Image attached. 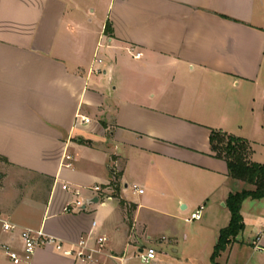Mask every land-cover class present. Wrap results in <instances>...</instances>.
<instances>
[{
	"label": "crops",
	"instance_id": "1",
	"mask_svg": "<svg viewBox=\"0 0 264 264\" xmlns=\"http://www.w3.org/2000/svg\"><path fill=\"white\" fill-rule=\"evenodd\" d=\"M213 131L264 165V0H0V264L25 229L105 236L102 264H213L229 196L253 190L213 156ZM98 186L112 199L65 213ZM241 214L218 264H264V198ZM19 264L78 263L45 247Z\"/></svg>",
	"mask_w": 264,
	"mask_h": 264
},
{
	"label": "trees",
	"instance_id": "2",
	"mask_svg": "<svg viewBox=\"0 0 264 264\" xmlns=\"http://www.w3.org/2000/svg\"><path fill=\"white\" fill-rule=\"evenodd\" d=\"M210 143L213 156L227 163L231 178L253 187V190L233 193L227 200L231 220L229 225L221 230L211 257L212 263L218 264L217 259L221 253L227 250L245 229L241 214L243 202L249 198L255 200L264 198V165L250 161L251 144L245 139L221 131H213Z\"/></svg>",
	"mask_w": 264,
	"mask_h": 264
},
{
	"label": "built area",
	"instance_id": "3",
	"mask_svg": "<svg viewBox=\"0 0 264 264\" xmlns=\"http://www.w3.org/2000/svg\"><path fill=\"white\" fill-rule=\"evenodd\" d=\"M119 1V0H115ZM137 58L140 57L138 53ZM102 60H98V63H101ZM80 124L89 123L90 120L81 115L78 116ZM70 159V157H66ZM64 189H68V185L63 186ZM133 189L139 193H143V190H140L137 186H134ZM97 194V198L103 199L102 203H105L108 200H111V196L101 195L104 192V189L100 186L94 187L93 189ZM87 204L85 200H76L74 203L68 205L65 208V213L73 214L83 210L84 205ZM203 207L197 210L191 215V218L188 221L200 220L202 217ZM3 222V228L6 231L15 230V226L6 222ZM21 241L23 244V255L21 256L16 250L11 247L4 245L3 250L5 254L11 259L14 264H19L22 261H31L35 253L42 248L51 247L57 253L62 254L65 257L74 259L78 264H102L99 263L98 256L102 254L108 239L105 236H88L81 239L78 243L72 245H66L62 240L57 237L47 234L44 230H32L25 229L20 233ZM260 241V238H257V242ZM256 249H260L258 245L255 246ZM139 257L143 260L144 263L154 262L157 258V251L154 248H147L142 252L138 253ZM110 258L115 260H124V256L116 257L115 255H109Z\"/></svg>",
	"mask_w": 264,
	"mask_h": 264
},
{
	"label": "rangeland",
	"instance_id": "4",
	"mask_svg": "<svg viewBox=\"0 0 264 264\" xmlns=\"http://www.w3.org/2000/svg\"><path fill=\"white\" fill-rule=\"evenodd\" d=\"M26 181H29L30 183H33V182L35 183L36 182L35 179H33L31 177H29V179L26 180ZM245 185L250 188V186L248 184L245 183ZM4 186H5V188L8 189V187L10 188V183L9 182H7V183L5 182ZM251 188H253V187H251ZM196 264H210V257H207V254L206 253H200V255H199V261L196 262Z\"/></svg>",
	"mask_w": 264,
	"mask_h": 264
},
{
	"label": "water",
	"instance_id": "5",
	"mask_svg": "<svg viewBox=\"0 0 264 264\" xmlns=\"http://www.w3.org/2000/svg\"><path fill=\"white\" fill-rule=\"evenodd\" d=\"M98 202H99V199L97 197H94L92 199H89L87 201V204L84 205L83 210L87 207V205L95 204V203H98Z\"/></svg>",
	"mask_w": 264,
	"mask_h": 264
}]
</instances>
